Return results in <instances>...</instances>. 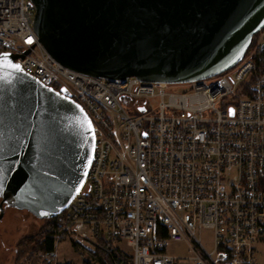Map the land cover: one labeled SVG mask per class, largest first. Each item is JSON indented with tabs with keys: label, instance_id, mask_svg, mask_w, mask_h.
I'll return each mask as SVG.
<instances>
[{
	"label": "built area",
	"instance_id": "1",
	"mask_svg": "<svg viewBox=\"0 0 264 264\" xmlns=\"http://www.w3.org/2000/svg\"><path fill=\"white\" fill-rule=\"evenodd\" d=\"M35 11L30 0H0V53L30 49L17 59L23 70L64 88L95 135L85 181L54 217L43 264H61L64 239L90 251L99 237L123 246L131 264H257L264 246V29L232 69L167 84L62 65L39 41ZM203 231L212 235L209 247ZM172 244H185L186 255L170 254Z\"/></svg>",
	"mask_w": 264,
	"mask_h": 264
},
{
	"label": "water",
	"instance_id": "2",
	"mask_svg": "<svg viewBox=\"0 0 264 264\" xmlns=\"http://www.w3.org/2000/svg\"><path fill=\"white\" fill-rule=\"evenodd\" d=\"M30 1L45 50L74 71L107 79L212 78L237 65L264 28V0ZM2 53L19 64L30 49ZM9 79L0 80V220L5 206L54 218L85 181L95 142L85 117L91 119L64 88L24 70Z\"/></svg>",
	"mask_w": 264,
	"mask_h": 264
},
{
	"label": "rangeland",
	"instance_id": "3",
	"mask_svg": "<svg viewBox=\"0 0 264 264\" xmlns=\"http://www.w3.org/2000/svg\"><path fill=\"white\" fill-rule=\"evenodd\" d=\"M264 29V28H263ZM262 29V30H263ZM258 34H256L257 36ZM253 41V40H252ZM183 86L179 85L173 88L179 90ZM47 219H40L32 215L25 209H19L14 206H5L3 218L0 220V264H16L17 246L25 238L35 235L42 227L45 226ZM212 235L210 231H203L202 239L209 247ZM90 251L80 249L73 245L67 238L59 245V262L61 264H99L95 258L96 246L89 245ZM121 249H125L121 246ZM185 244H172L168 252L176 256L186 255ZM260 252L257 255V264H264V246L259 247ZM43 264L42 252L33 254V259L20 260V264Z\"/></svg>",
	"mask_w": 264,
	"mask_h": 264
},
{
	"label": "trees",
	"instance_id": "4",
	"mask_svg": "<svg viewBox=\"0 0 264 264\" xmlns=\"http://www.w3.org/2000/svg\"><path fill=\"white\" fill-rule=\"evenodd\" d=\"M258 35L253 37L252 45L255 43ZM55 89H59L57 85H53ZM56 232L55 218H48L45 226L42 227L35 235L23 238L17 246L16 264H20V260L33 259L36 252H44L52 248L53 237ZM97 250L94 254L99 264H131V256L121 247L113 242L99 237L95 242ZM32 263V262H30ZM33 264V263H32ZM86 264H90L86 262Z\"/></svg>",
	"mask_w": 264,
	"mask_h": 264
},
{
	"label": "snow or ice",
	"instance_id": "5",
	"mask_svg": "<svg viewBox=\"0 0 264 264\" xmlns=\"http://www.w3.org/2000/svg\"><path fill=\"white\" fill-rule=\"evenodd\" d=\"M29 43H32L31 39L28 41ZM0 72H5L7 75L0 76V80L4 81L5 83L10 84L12 81L9 79L12 73H20L23 72V68L19 64H15L12 62L11 59H9L8 53H0ZM59 95V93H57ZM77 107H79L77 105ZM82 111V110H81ZM85 121L87 122V131H92L91 122L87 121V117H85ZM84 122H81L83 125ZM86 175V173H85ZM41 215H46V213H41Z\"/></svg>",
	"mask_w": 264,
	"mask_h": 264
}]
</instances>
